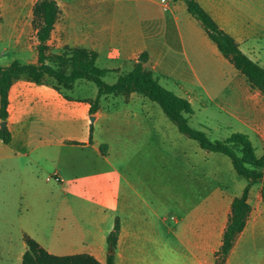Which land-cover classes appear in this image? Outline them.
<instances>
[{
  "label": "crops",
  "instance_id": "obj_1",
  "mask_svg": "<svg viewBox=\"0 0 264 264\" xmlns=\"http://www.w3.org/2000/svg\"><path fill=\"white\" fill-rule=\"evenodd\" d=\"M37 1L0 0L2 50L25 55L26 64H37L38 41L32 25ZM55 1L62 16L49 45L95 51L97 63L103 60V69L110 71L107 75L116 74V80L130 72L146 52L149 61L145 68L159 82L162 75L156 70L162 61L177 59L184 62L179 66L186 65L195 82L208 92L202 75L217 70L208 69L207 62L230 64L181 0ZM196 2L253 59L243 47L244 39L259 29L251 23L249 0ZM122 67L128 70L124 72ZM223 76L235 92L225 106L217 104L229 117L227 126L236 123L232 134L248 135L253 146L254 139L259 138L264 145V99L257 97V91L237 71L228 68ZM54 86L55 81L49 77L42 85L21 78L9 90L5 123L11 142L6 145L0 140V235L15 230L22 239L25 234L31 236L53 255L87 254L104 264L107 237L118 218L121 232L116 264L127 253L135 256V264H215L232 201L246 185L227 196V220L220 233L218 198L210 196L209 213L203 223L201 191L198 203L190 208H186L184 199L178 200L170 225L169 213L150 183L155 158L164 169L167 165L163 157L177 155L182 158L184 173L194 172L200 179L203 159L212 152L195 150L190 157L184 148L173 146L171 138L177 137V127L157 103L141 94L102 96L98 112L91 114L89 101H94L97 93L88 98L68 95V100ZM91 117H95L94 122ZM102 145H106V153H102ZM213 181L216 184L215 174ZM53 192L59 195L57 208L53 207ZM249 203L252 215L250 198ZM7 205H21L22 211L11 216ZM249 220L225 264L230 263L238 244L252 248L255 264H264V249L259 250L258 245L264 229L249 230ZM158 223L176 238V247H162L156 238ZM154 248L157 254L152 253ZM22 251L19 262L26 251L25 243Z\"/></svg>",
  "mask_w": 264,
  "mask_h": 264
},
{
  "label": "trees",
  "instance_id": "obj_2",
  "mask_svg": "<svg viewBox=\"0 0 264 264\" xmlns=\"http://www.w3.org/2000/svg\"><path fill=\"white\" fill-rule=\"evenodd\" d=\"M186 4L188 13L196 19L205 30L209 39L215 44L222 56L243 75L252 90L264 95V67L249 58L239 44L224 30L220 29L213 18L196 2L181 0ZM62 12L55 0H38L33 7V28L36 31L37 64H21L18 61L8 66H0V118L8 120V95L13 83L21 78L37 85H42L47 77L55 81V90L70 100L63 93V88L71 92L77 81L93 83L97 88V97L89 101L91 114H96L102 96L138 93L157 103L163 113L176 125L180 134L196 141L200 149L227 156L233 170L247 181L240 196L231 204L230 214L222 236V244L216 253L215 264H225L239 235L245 230L252 212L249 203L252 180L264 178V155L257 158L250 137L243 133H234L224 141H212L202 131L194 130L189 125V118L194 115L192 104L187 99L178 97L164 88L152 71L145 68L149 61L148 53H142L134 63L133 69L118 76L114 84H108L104 78L110 72L97 66L98 54L86 48L64 47L59 54H50L49 41ZM53 62V66L48 62ZM0 140L4 144L11 142V134L7 127L0 130ZM232 145L241 148L240 154ZM106 145L101 146L106 153ZM120 220H115L114 228L107 237L108 254L104 264H116L117 244L120 237ZM26 251L21 264H102L93 256L79 254L72 256H56L45 250L29 235L23 236Z\"/></svg>",
  "mask_w": 264,
  "mask_h": 264
},
{
  "label": "rangeland",
  "instance_id": "obj_3",
  "mask_svg": "<svg viewBox=\"0 0 264 264\" xmlns=\"http://www.w3.org/2000/svg\"><path fill=\"white\" fill-rule=\"evenodd\" d=\"M251 23L254 22L258 30L255 34L249 38L244 39V50H248L253 61L259 63L264 67V0H249ZM4 45L0 44V65H5L13 62V58H17V61L21 64H26V56L21 53L5 54L2 50ZM64 48L58 47L56 43L50 46V54H59ZM37 51V46H36ZM171 62L174 65H170ZM183 61L167 58L162 61L157 74H161V85L167 90L173 92L178 97L184 98L187 95V100L192 104L194 115L189 118V125L192 129L205 132L212 141H224L229 138L233 131L237 128V124L233 123L230 127L227 126L229 117L217 104L224 105L231 97H234V91L228 86L227 80L223 76L227 74L228 68L236 70L229 64L228 66H222L216 64L214 60L207 62L205 65L208 69H216L206 71L202 78L205 81L208 92L203 90L202 87L195 82V77L189 74L190 69L183 65ZM49 65L53 66V62L49 61ZM100 69L104 68V61L101 60L97 63ZM211 67V68H210ZM124 72L128 70L126 67H122ZM239 73V72H238ZM239 75H241L239 73ZM245 81L246 78L241 75ZM116 74L107 75L104 80L108 84H114L116 82ZM50 78V77H49ZM248 84V83H247ZM63 93L66 95H72L73 97L88 98L95 96L97 88L93 83L86 81L77 82L76 88L72 91H66L63 88ZM189 92V93H186ZM259 99H264V95L260 92H256ZM117 98V96H109ZM218 98V99H217ZM110 99V98H108ZM216 100V102H215ZM107 103H105V106ZM157 105V104H156ZM158 106V105H157ZM159 107V106H158ZM174 127L175 124H173ZM173 146L180 149H185L190 155L194 156V151L198 150L202 153H209L201 150L196 141L190 140L184 135L180 134L177 130V137L171 138ZM235 152L240 154L241 148L238 145H232ZM254 149L257 158H260L264 153V145L259 138L254 139ZM107 150V148H106ZM181 159L177 155L164 156L163 161L166 168L161 169L158 164V160L155 158L153 179H150L152 190L155 197L160 198L163 208L169 213L168 223L172 225L171 213L174 210V206L177 205L178 200L184 199L186 208H190L198 203L200 198V191L203 202V223L206 221L209 213V201L210 196H216L218 198V215L217 230L218 233L222 231L227 220V196H231L232 193H238L245 185L247 181L239 177L232 168L230 159L223 154L211 153L203 159V164L200 172V179L194 172L186 171L184 173L183 166L181 165ZM214 174L217 181L214 184ZM186 180V185H183V180ZM252 182V192L250 195V202L254 207V213H252L248 229L253 228L264 229V178L254 179ZM200 183V188H199ZM192 192L195 194L192 195ZM232 192V193H231ZM53 192V207H58L59 195ZM182 203V202H181ZM180 203V204H181ZM11 216L22 211L21 205H7ZM47 206H51L47 205ZM156 221V220H155ZM45 222V221H43ZM159 224V223H158ZM156 238L161 241L162 247L172 248L177 246L176 238L168 233L164 227L160 224H156ZM12 231V230H11ZM10 231V232H11ZM31 237V236H30ZM48 238H51L50 236ZM7 239L10 242H7ZM259 250L264 249V234L259 237ZM8 248V249H7ZM24 248V242L21 235L17 231H12L7 236L0 235V264H21L18 258L22 254ZM164 252L166 253V250ZM150 250V249H149ZM252 248L238 244L235 251L232 253L229 264H255L251 258ZM254 250V249H253ZM152 253L157 254V250L154 248ZM260 251V252H261ZM126 254V253H125ZM123 255L122 261L118 264H135V256ZM165 264V263H164Z\"/></svg>",
  "mask_w": 264,
  "mask_h": 264
},
{
  "label": "water",
  "instance_id": "obj_4",
  "mask_svg": "<svg viewBox=\"0 0 264 264\" xmlns=\"http://www.w3.org/2000/svg\"><path fill=\"white\" fill-rule=\"evenodd\" d=\"M94 121H95V117H91V122H94ZM0 127H1V130L5 129L6 123L2 122Z\"/></svg>",
  "mask_w": 264,
  "mask_h": 264
},
{
  "label": "built area",
  "instance_id": "obj_5",
  "mask_svg": "<svg viewBox=\"0 0 264 264\" xmlns=\"http://www.w3.org/2000/svg\"><path fill=\"white\" fill-rule=\"evenodd\" d=\"M163 2H165L166 0H162Z\"/></svg>",
  "mask_w": 264,
  "mask_h": 264
}]
</instances>
